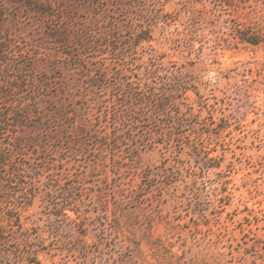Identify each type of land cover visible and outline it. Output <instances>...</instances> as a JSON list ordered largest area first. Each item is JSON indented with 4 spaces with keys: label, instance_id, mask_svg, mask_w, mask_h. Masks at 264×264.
<instances>
[{
    "label": "rangeland",
    "instance_id": "1",
    "mask_svg": "<svg viewBox=\"0 0 264 264\" xmlns=\"http://www.w3.org/2000/svg\"><path fill=\"white\" fill-rule=\"evenodd\" d=\"M0 264H264V0H0Z\"/></svg>",
    "mask_w": 264,
    "mask_h": 264
},
{
    "label": "trees",
    "instance_id": "2",
    "mask_svg": "<svg viewBox=\"0 0 264 264\" xmlns=\"http://www.w3.org/2000/svg\"><path fill=\"white\" fill-rule=\"evenodd\" d=\"M149 37H142L140 41H148ZM242 41L251 45L259 44V40L256 35L251 37H243ZM172 87L168 83H164L159 91H151L149 89H140L138 92L130 91V94L134 97L135 101L140 105L148 107L150 111L149 117H160L167 115V109L173 105L172 101Z\"/></svg>",
    "mask_w": 264,
    "mask_h": 264
}]
</instances>
